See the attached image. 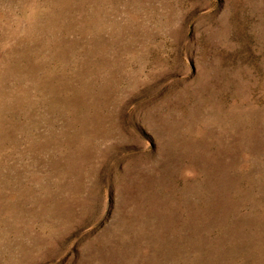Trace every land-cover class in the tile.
<instances>
[{
	"label": "rangeland",
	"instance_id": "1",
	"mask_svg": "<svg viewBox=\"0 0 264 264\" xmlns=\"http://www.w3.org/2000/svg\"><path fill=\"white\" fill-rule=\"evenodd\" d=\"M0 264H264V0H0Z\"/></svg>",
	"mask_w": 264,
	"mask_h": 264
}]
</instances>
